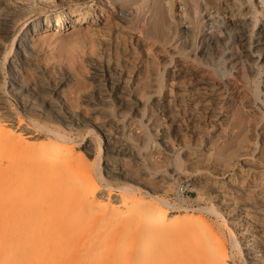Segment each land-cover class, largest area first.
Masks as SVG:
<instances>
[{"label":"bare ground","instance_id":"6f19581e","mask_svg":"<svg viewBox=\"0 0 264 264\" xmlns=\"http://www.w3.org/2000/svg\"><path fill=\"white\" fill-rule=\"evenodd\" d=\"M149 1L153 25L157 29L169 27L171 6L166 7L163 0L144 2ZM205 1L216 13H232L219 20L221 35L213 32L202 36L197 54L200 62H217L231 71L242 62L253 64L260 59L264 72V28L251 34L255 20L233 17L244 2L236 0L239 4L235 9L231 2L220 5L218 0ZM116 2L0 0V58L6 63L4 67L0 61V74L5 68L8 93L24 107L58 124V128L44 132L30 129L21 118L15 121L0 93V264H239L233 261L236 253H230L223 236L214 232V225L201 215L159 207L131 186L114 195L102 183L94 146L87 144L80 150L67 137L84 122L65 102L64 88L71 77L61 73L57 82L48 83V73L38 62L41 47L47 42V38L39 39L44 32H78L75 35L79 38L74 36L73 40L81 39L86 62L94 70L97 105L121 109L115 123L123 136L108 137L113 155L105 159L106 176H120L115 155L131 151L122 119L138 109L132 98V83L142 65L136 45L145 43L132 28L122 3ZM197 3L186 1L188 15ZM183 33L188 37L182 43L185 50L191 45L192 31L185 28ZM185 63L190 61L176 59L172 72H179ZM208 83L218 87L202 92L205 103L201 111L212 121L210 127L221 134L217 138L220 144L236 134V123L244 119L234 113L233 107L224 105L227 92L215 77L208 75ZM174 84V80L168 82V91ZM193 95L175 104L178 114L172 124L186 115ZM211 99L219 107L213 108ZM170 107L169 103L159 105L161 112ZM242 148L233 160L221 152L227 164L222 168L212 162L210 165L212 170L221 171L220 179L204 176L203 181L210 185L211 197L238 231L233 248L249 264H264V154L252 162L249 155L257 148L249 142ZM197 158L191 153L186 163L193 167Z\"/></svg>","mask_w":264,"mask_h":264},{"label":"rangeland","instance_id":"374dc122","mask_svg":"<svg viewBox=\"0 0 264 264\" xmlns=\"http://www.w3.org/2000/svg\"><path fill=\"white\" fill-rule=\"evenodd\" d=\"M116 1L118 4L122 3L121 8L128 14L132 28L145 43L142 47L136 45L142 56L140 74L135 83H132V98L137 102L138 109L122 119L124 133L126 132L124 137L131 151L121 156L115 155L118 157L120 176H106L108 167L105 159L113 155L108 137L123 136L122 130L115 123L121 109L116 106L101 108V105H97L94 96V70L86 62L87 54L82 51L81 39L77 40L79 42L73 40L74 36L77 38L78 34H75L78 32L70 30L60 35L56 31L44 32L39 35V39L47 38V42L41 47L38 62L48 73V83L57 82L61 73L71 77L72 81L64 88L65 102L84 122V125L70 131L67 137L75 141L80 150L87 144L94 146L96 166L103 175L102 183L114 195L119 194L122 188L131 186L146 200L152 199L159 207L178 211L191 210L201 215L214 225V232L223 236L230 253H236L233 261L249 264L247 258L237 248H233V238L235 234L239 237L238 231L220 204L211 197V187L205 184L203 177L208 176L213 181L220 179L221 171L212 170L211 162L219 168L224 167L227 163L219 154L225 152L233 160L247 142L257 148L256 151L252 149L250 161L254 162L256 156L264 154V134L261 133L264 127V72L260 67V59L253 64L242 62L230 68L231 71L217 62L209 65L200 62L197 54L202 36L213 32L221 35L217 29L219 20L223 21V17L232 13H216L215 9L205 5V0H197V5H192L194 10L190 15L187 13L189 5H185L187 0H163L166 7L171 6L172 11H168L169 27L165 25L158 29L153 25L154 19H151V1ZM237 1L218 0L216 3L230 5L231 2L236 9L240 1L244 2L243 5L239 4L242 6L241 11L233 12V17L255 20L251 34L264 28V0H239L236 3ZM185 28L192 31V40L190 47L182 50V43L188 40L183 33ZM253 55L256 57L257 53ZM176 59L189 60L190 63H185L179 72L173 73ZM0 61L5 67L3 58ZM208 75L215 77L227 92L224 95L229 103L226 101L224 105L227 108L233 107L234 113L244 119L243 122L236 123V134L220 144L217 138L221 134L210 127L212 121L201 111L205 103L202 92L208 87H218L208 83ZM8 80L4 68L0 74V93L12 109L15 121L21 118L30 129H43L44 132L49 128H58L52 118L24 107L11 96L8 93ZM170 80H174L175 84L168 91L167 84ZM237 91H241L240 94ZM190 94L194 95L186 115L177 124H172L173 118L178 114L175 104L180 103L182 98L187 99ZM161 102L169 103L170 109L161 112ZM210 102L213 108L220 105L215 99ZM209 147L212 149L209 150ZM191 153L198 156L193 167L186 163V157ZM241 163L240 161L239 164Z\"/></svg>","mask_w":264,"mask_h":264}]
</instances>
